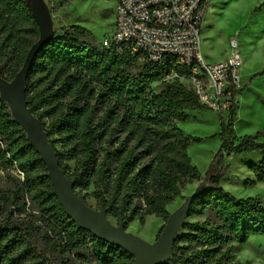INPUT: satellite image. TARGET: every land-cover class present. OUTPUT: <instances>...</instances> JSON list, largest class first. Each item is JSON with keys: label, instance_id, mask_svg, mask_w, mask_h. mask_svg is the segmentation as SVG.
I'll use <instances>...</instances> for the list:
<instances>
[{"label": "trees", "instance_id": "1", "mask_svg": "<svg viewBox=\"0 0 264 264\" xmlns=\"http://www.w3.org/2000/svg\"><path fill=\"white\" fill-rule=\"evenodd\" d=\"M40 37L27 0H0V76L13 80ZM173 71L189 73L172 56L159 63L121 55L73 24L54 31L36 55L26 83L28 106L80 197H94L97 209L105 207L126 228L150 215L166 222L169 205L186 199L183 190L206 181L192 196L164 264H254L241 262L237 251L264 234V198L238 197L221 180L228 171L225 154L261 150L259 162L247 163L254 178L245 185H264V143L259 134L238 140L239 106L233 105L228 118L219 115L222 145L204 178L189 154L202 138L180 123L209 108L180 77L167 79ZM0 165L10 176L9 185L0 186V264H135L125 249L79 229L68 216L45 162L1 95Z\"/></svg>", "mask_w": 264, "mask_h": 264}, {"label": "rangeland", "instance_id": "2", "mask_svg": "<svg viewBox=\"0 0 264 264\" xmlns=\"http://www.w3.org/2000/svg\"><path fill=\"white\" fill-rule=\"evenodd\" d=\"M35 1L39 14L46 19L52 32L80 24L88 28L100 44L114 32L118 0H27L31 6ZM233 37L239 41V52L244 60L241 70L244 87L238 103L236 135L240 140L246 135L259 134L257 141L264 143V0H209L201 31V52L206 62L215 63L228 58ZM4 79L12 81L10 75ZM181 80L189 84L188 80ZM159 87V83L153 84L155 90ZM217 114L210 108L193 111L189 120L180 123L187 133L202 138L190 145L189 154L204 178L215 163L216 154L222 145L221 137L216 135L221 131L220 114ZM225 117L228 118V113H225ZM262 158L261 150L233 153L231 156L225 154L228 171L221 185L238 197L264 198L262 183L253 187L245 185L247 179L254 178L247 163L259 162ZM14 171L19 175L17 169ZM9 183L10 176L0 165V186ZM205 185V180H196L183 190V195L188 198ZM185 201L178 198L169 205V211L174 212ZM87 202L97 209L94 197L89 196ZM109 218L117 224L114 218ZM165 223L163 218L150 215L144 224L134 221L127 229L153 243ZM237 257L243 263L251 260L254 264H264V234L252 236L247 243L240 245ZM75 264L83 263L77 259Z\"/></svg>", "mask_w": 264, "mask_h": 264}, {"label": "built area", "instance_id": "3", "mask_svg": "<svg viewBox=\"0 0 264 264\" xmlns=\"http://www.w3.org/2000/svg\"><path fill=\"white\" fill-rule=\"evenodd\" d=\"M205 12L203 0H118L114 32L102 45L149 62L167 63L174 57L176 66L189 73L179 76L173 71L167 79L188 80L202 104L224 115L239 103L244 60L233 37L228 58L206 62L201 52Z\"/></svg>", "mask_w": 264, "mask_h": 264}, {"label": "water", "instance_id": "4", "mask_svg": "<svg viewBox=\"0 0 264 264\" xmlns=\"http://www.w3.org/2000/svg\"><path fill=\"white\" fill-rule=\"evenodd\" d=\"M31 9L40 25L41 37L29 51L23 67L12 81L8 82L0 76L1 98L10 104L15 121L25 130L31 145L41 155L48 168L55 194L76 226L89 231L99 239L125 249L134 256L135 264L166 263L172 255L179 231L188 218L194 193L186 198L181 207L170 213L162 233L153 243L129 232L123 222L114 224L105 207L93 208L80 197L75 188V181L69 178L61 168L58 155L41 121L28 106L26 83L30 69L36 55L54 32L49 28L46 19L39 14L36 1Z\"/></svg>", "mask_w": 264, "mask_h": 264}, {"label": "crops", "instance_id": "5", "mask_svg": "<svg viewBox=\"0 0 264 264\" xmlns=\"http://www.w3.org/2000/svg\"><path fill=\"white\" fill-rule=\"evenodd\" d=\"M208 4V3H207ZM207 6V5H206ZM203 27V26H202ZM239 101H240V98H239ZM214 112V111H213ZM238 113V112H237ZM214 114L216 115V116H218V114L216 113V112H214ZM225 115V114H224Z\"/></svg>", "mask_w": 264, "mask_h": 264}]
</instances>
